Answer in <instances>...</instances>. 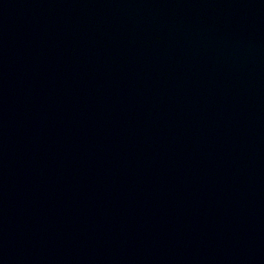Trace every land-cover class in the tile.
I'll list each match as a JSON object with an SVG mask.
<instances>
[{
    "label": "water",
    "instance_id": "95a60500",
    "mask_svg": "<svg viewBox=\"0 0 264 264\" xmlns=\"http://www.w3.org/2000/svg\"><path fill=\"white\" fill-rule=\"evenodd\" d=\"M0 264H264V0H0Z\"/></svg>",
    "mask_w": 264,
    "mask_h": 264
}]
</instances>
